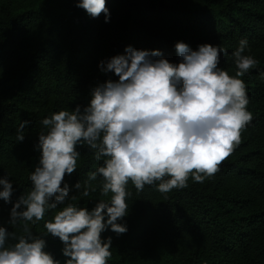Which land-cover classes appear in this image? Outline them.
<instances>
[{
	"label": "trees",
	"instance_id": "1",
	"mask_svg": "<svg viewBox=\"0 0 264 264\" xmlns=\"http://www.w3.org/2000/svg\"><path fill=\"white\" fill-rule=\"evenodd\" d=\"M106 6L107 22L105 14L93 18L77 7V0H0V177L13 186L10 202L0 200V226L16 238L6 246L26 235L22 221L9 223L10 210L32 189L39 134L47 131L41 121L87 106L94 87L117 81L101 62L130 46L158 50L175 64L181 62L177 42L192 50L207 43L222 49L219 67L235 75L232 53L247 39L246 52L258 63L240 77L253 115L241 143L204 183L189 178L186 188L164 194L156 185L137 192L129 182L127 213L117 221L126 233L109 227L101 237L111 238L107 264H264V0H106ZM77 151L76 171L64 177L69 197L58 207L72 203L91 211L111 193L100 195L101 177L89 180L103 162L95 150L82 142ZM49 220L47 211L43 220L28 222L32 236L47 239V230L37 234Z\"/></svg>",
	"mask_w": 264,
	"mask_h": 264
},
{
	"label": "clouds",
	"instance_id": "2",
	"mask_svg": "<svg viewBox=\"0 0 264 264\" xmlns=\"http://www.w3.org/2000/svg\"><path fill=\"white\" fill-rule=\"evenodd\" d=\"M77 7L93 18L103 13L108 20L106 0H77ZM248 47L247 39H240L232 53L235 75L219 67L222 49L207 43L192 50L177 42L181 62L175 64L158 50L130 46L124 55L101 62V70L113 72L117 81L94 87L87 106L78 104L41 121L47 131L39 134V165L29 177L32 189L10 210L9 223L22 221L26 235L6 246L10 236L16 238L0 226V264H59L44 250L45 240L32 236L28 222L43 220L69 197L64 177L76 171L82 142L103 160L89 180L101 177L100 195L111 196L91 211L68 203L45 222L47 233L64 245L65 264H107L111 238L104 240L101 234L109 227L126 233V225L117 221L127 213L129 182L137 192L156 185L166 194L186 188L189 178L204 183L214 176L253 119L247 86L240 78L258 63L247 54ZM27 123H20L17 140L24 139ZM12 191L11 181L0 177V200L10 202Z\"/></svg>",
	"mask_w": 264,
	"mask_h": 264
},
{
	"label": "rangeland",
	"instance_id": "3",
	"mask_svg": "<svg viewBox=\"0 0 264 264\" xmlns=\"http://www.w3.org/2000/svg\"><path fill=\"white\" fill-rule=\"evenodd\" d=\"M59 210L60 208L58 206L55 209L48 210V216L50 217V219H52L54 215L56 214V212H58ZM45 232H46V229L44 225H41L37 235L41 237L45 235ZM45 242H46V246L44 250L46 252L50 253L54 257L58 255V253H61L63 255L62 249L64 245L62 244V242L59 240L58 237H53L52 235H50L49 237H47Z\"/></svg>",
	"mask_w": 264,
	"mask_h": 264
}]
</instances>
